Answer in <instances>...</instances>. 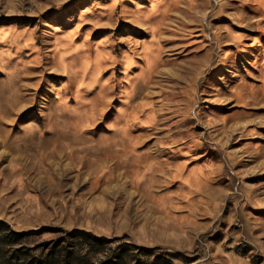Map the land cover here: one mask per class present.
<instances>
[{
	"label": "rangeland",
	"instance_id": "374dc122",
	"mask_svg": "<svg viewBox=\"0 0 264 264\" xmlns=\"http://www.w3.org/2000/svg\"><path fill=\"white\" fill-rule=\"evenodd\" d=\"M0 222V264H264V0H0Z\"/></svg>",
	"mask_w": 264,
	"mask_h": 264
},
{
	"label": "trees",
	"instance_id": "16d2710c",
	"mask_svg": "<svg viewBox=\"0 0 264 264\" xmlns=\"http://www.w3.org/2000/svg\"><path fill=\"white\" fill-rule=\"evenodd\" d=\"M3 223L0 222V226ZM30 236V234H28ZM23 234L7 232L3 237L11 240L22 239ZM69 238L76 240L70 246H59L62 240L57 241L50 247L49 251L37 258L31 264H126L125 257L129 246H121L115 249L106 248L101 239H92L87 234L71 235ZM59 246V247H58ZM94 248L99 252H104L103 258L93 262L90 251ZM83 250V252H82ZM137 252L131 256V264H151L147 260H141L140 254H149L150 250L138 248ZM95 252V251H94ZM128 262V261H127ZM28 264V263H27Z\"/></svg>",
	"mask_w": 264,
	"mask_h": 264
}]
</instances>
